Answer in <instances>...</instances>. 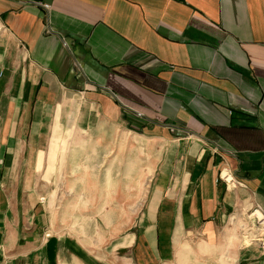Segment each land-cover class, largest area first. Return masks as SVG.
<instances>
[{
	"label": "crops",
	"instance_id": "crops-1",
	"mask_svg": "<svg viewBox=\"0 0 264 264\" xmlns=\"http://www.w3.org/2000/svg\"><path fill=\"white\" fill-rule=\"evenodd\" d=\"M80 155L128 230L60 219ZM257 207L264 0H0V264H264Z\"/></svg>",
	"mask_w": 264,
	"mask_h": 264
},
{
	"label": "rangeland",
	"instance_id": "rangeland-1",
	"mask_svg": "<svg viewBox=\"0 0 264 264\" xmlns=\"http://www.w3.org/2000/svg\"><path fill=\"white\" fill-rule=\"evenodd\" d=\"M133 142L134 138L133 136H129L128 143H127V155L133 154ZM66 144V143H65ZM64 144V145H65ZM66 148V147H65ZM112 156L117 154V147L113 148L112 150ZM85 156L80 155L81 161L76 163L73 169L76 170L74 174V178L69 179V188L64 189L63 192H65L64 195H61L60 199L65 204L64 208L61 211V217L60 219L64 222H69L72 227H68L69 229L76 230L78 234L86 235L89 234L90 236L96 235L97 225L100 224V218H105L111 220L117 219V217H122V215L125 218L126 222V229H129L130 224L132 222H137L139 220L140 215H142L143 212H140V204L143 203L144 195H120L116 196L115 194H102V187H110L111 190L113 188H116L118 180L116 178H104L101 177V171H102V164L101 163H91L89 159V167H87V164L85 162ZM104 165V164H103ZM94 166V167H93ZM90 173L94 175H90ZM99 174V175H98ZM90 175V177H89ZM78 176V177H76ZM88 177V178H87ZM90 182L91 184H87ZM71 187V189H70ZM87 187H92V194H83L87 192ZM105 187V188H106ZM104 188V189H105ZM69 192H66V191ZM110 190V191H111ZM76 192L74 194H71V192ZM121 199V203L126 204V210L125 211H102L99 209L101 208V205H111L112 203L117 202L116 198ZM125 200H124V199ZM136 205V206H135ZM133 207H135L133 209ZM93 208V209H92ZM99 220V221H98ZM252 227L254 229H252ZM115 228L110 227V231L112 232ZM256 227L252 225H245L242 228L243 234L248 235V240L252 239L253 236L256 235ZM255 230L254 232H252ZM246 237V236H245ZM250 238V239H249Z\"/></svg>",
	"mask_w": 264,
	"mask_h": 264
},
{
	"label": "built area",
	"instance_id": "built-area-1",
	"mask_svg": "<svg viewBox=\"0 0 264 264\" xmlns=\"http://www.w3.org/2000/svg\"><path fill=\"white\" fill-rule=\"evenodd\" d=\"M221 179H223L227 185L233 186L240 184V182L234 178L233 174H224L221 176ZM250 216L252 217L253 221L256 222L259 231H262V225L264 224V214L261 212V209L259 207L255 208L251 212ZM48 235L50 236V233ZM258 235L253 238V240L260 241L261 246L264 249V235L262 233Z\"/></svg>",
	"mask_w": 264,
	"mask_h": 264
}]
</instances>
